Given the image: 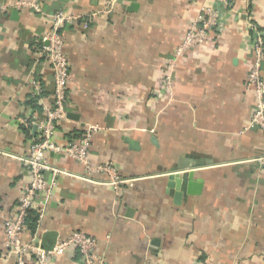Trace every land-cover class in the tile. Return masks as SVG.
Segmentation results:
<instances>
[{"label": "crops", "instance_id": "0c3cea01", "mask_svg": "<svg viewBox=\"0 0 264 264\" xmlns=\"http://www.w3.org/2000/svg\"><path fill=\"white\" fill-rule=\"evenodd\" d=\"M203 1L42 0L48 15L81 16L62 29L70 82L56 140L96 126L91 161L113 165L126 182L48 152L65 173L39 229L38 210L30 213L25 240L36 233L52 246L82 230L97 238L104 264H264V131L247 128L256 95L246 88L254 56L242 17L222 15V30L178 61L172 97L162 87L166 60ZM234 7L264 29V0ZM51 26L30 10L0 15V264H9L4 221L29 179L21 158L38 133L34 122L46 118L42 103L55 98L53 71L38 53ZM48 264L83 263L64 254Z\"/></svg>", "mask_w": 264, "mask_h": 264}, {"label": "built area", "instance_id": "2783aa9c", "mask_svg": "<svg viewBox=\"0 0 264 264\" xmlns=\"http://www.w3.org/2000/svg\"><path fill=\"white\" fill-rule=\"evenodd\" d=\"M42 0H8L0 1V15L11 9L30 10L42 14L50 23L51 29L41 38L38 53L43 61L50 65L54 80V101L52 104L42 103L46 118L38 124V133L32 139L30 154L21 159L28 165L29 179L24 183L22 193L18 198L17 212L13 217L4 221L6 235V261L9 264H48L61 255L79 256L83 264H104V258L99 250L98 240L82 230H74L67 238L58 239L52 246H44L36 239V233L30 240L23 238L28 230V218L31 211L38 210L36 227L39 229L46 207L54 196L57 186L56 176L64 171L50 165L48 152L62 157H69L83 165L88 173L104 172L111 175L112 182L117 185L121 180L111 164H95L89 156L92 132L97 129L90 125L85 136L81 139H68L64 143L56 140L55 131L58 124L67 117L68 85L70 82V63L64 51V35L62 29L65 24L79 20L80 15H74L67 10H60L53 15L44 13ZM235 0H204L182 41L176 47L171 57L165 63L163 75V89L173 95L175 72L178 61L191 51L200 49L205 43L213 39L222 30V15L227 17L232 13L239 14L244 20L246 42L254 56V64L250 69L246 88L253 89L256 95V106L247 128H259L264 131V78L262 67L264 62V29L254 14L248 10L235 9ZM227 18H225L226 20ZM229 19V17H228ZM32 95L42 101L40 95L43 89L36 79H32ZM262 160V157L259 158ZM53 173L50 183L46 175ZM41 197L39 205L37 199ZM199 264H208L202 262Z\"/></svg>", "mask_w": 264, "mask_h": 264}, {"label": "trees", "instance_id": "16d2710c", "mask_svg": "<svg viewBox=\"0 0 264 264\" xmlns=\"http://www.w3.org/2000/svg\"><path fill=\"white\" fill-rule=\"evenodd\" d=\"M40 46H41V44H40ZM32 212V211H31ZM30 216V215H29ZM36 221H37V217L35 218V222H34V227H35V225H36Z\"/></svg>", "mask_w": 264, "mask_h": 264}]
</instances>
